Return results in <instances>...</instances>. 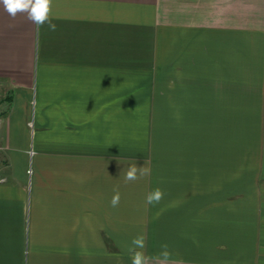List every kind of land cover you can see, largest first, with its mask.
<instances>
[{
	"label": "crops",
	"instance_id": "0c3cea01",
	"mask_svg": "<svg viewBox=\"0 0 264 264\" xmlns=\"http://www.w3.org/2000/svg\"><path fill=\"white\" fill-rule=\"evenodd\" d=\"M50 20L0 6V264H131L140 235L148 264H264V0Z\"/></svg>",
	"mask_w": 264,
	"mask_h": 264
},
{
	"label": "clouds",
	"instance_id": "9594fccd",
	"mask_svg": "<svg viewBox=\"0 0 264 264\" xmlns=\"http://www.w3.org/2000/svg\"><path fill=\"white\" fill-rule=\"evenodd\" d=\"M52 0H0V6L4 11L13 19L19 14H26L27 19L31 21L37 30L45 23L49 25V29L55 31L56 25L51 23ZM150 175V169L143 166L137 167L134 163L128 167L127 172L124 174L126 183L135 182ZM164 193L160 188H155L148 193L145 197V203L150 205L158 204L163 199ZM120 203V193L118 191L113 195L110 206L115 208ZM132 247L129 248L131 255V264H148V258L144 255L143 249L145 247L144 237L142 235L133 238ZM164 251L162 256L166 259L168 256L167 245H162Z\"/></svg>",
	"mask_w": 264,
	"mask_h": 264
},
{
	"label": "rangeland",
	"instance_id": "374dc122",
	"mask_svg": "<svg viewBox=\"0 0 264 264\" xmlns=\"http://www.w3.org/2000/svg\"><path fill=\"white\" fill-rule=\"evenodd\" d=\"M31 171V170H30ZM30 171H29V173H30Z\"/></svg>",
	"mask_w": 264,
	"mask_h": 264
}]
</instances>
